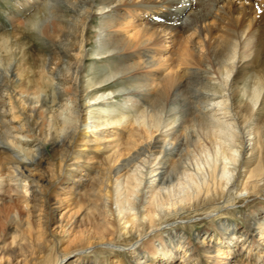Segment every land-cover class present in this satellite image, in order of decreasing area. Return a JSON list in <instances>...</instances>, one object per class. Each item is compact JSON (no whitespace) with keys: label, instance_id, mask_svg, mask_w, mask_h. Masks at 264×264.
I'll return each mask as SVG.
<instances>
[{"label":"bare ground","instance_id":"bare-ground-1","mask_svg":"<svg viewBox=\"0 0 264 264\" xmlns=\"http://www.w3.org/2000/svg\"><path fill=\"white\" fill-rule=\"evenodd\" d=\"M35 2L0 31V206L23 196L10 235L37 247L16 264H264V0ZM83 92L126 101L88 125Z\"/></svg>","mask_w":264,"mask_h":264},{"label":"rangeland","instance_id":"rangeland-1","mask_svg":"<svg viewBox=\"0 0 264 264\" xmlns=\"http://www.w3.org/2000/svg\"><path fill=\"white\" fill-rule=\"evenodd\" d=\"M39 3L40 2H35V0H26V1L25 0H0V31H6V30H9V31L12 30L13 31L14 30L13 26L16 23H22V21H24V19H26V16L30 12H32V10H34L39 5ZM24 15H26V16H24ZM10 18H12V21H10ZM96 18L97 19H95L94 21H91L89 23L93 29L98 28V26L100 25L99 18L98 17H96ZM91 32H92L91 35H93L94 31H91ZM21 33L17 34V35L19 37L21 36L20 38H22V40L25 43L24 44V50L22 53L24 54L26 52L25 54H26L28 60H30V61H34V60H38V59L44 60L45 55H46V52H45L46 47L44 46L42 41L37 38V36L35 35V32L32 30L25 29V30H22ZM246 41H248L247 45H249V43L252 44L254 42V38H250L249 40L247 39ZM250 45L247 46V48L248 47L250 48L249 52L248 51L247 52L251 53V54L250 55L247 54V59H245V60L243 59V61H246V60L248 61L251 58L253 59V58L257 57V56H253V55H255V52L253 49L254 43L252 44L253 48H252V46L250 47ZM86 49H87L86 51H88L89 47H87ZM23 54H21V55H23ZM24 55H23V57H24ZM236 56L238 57V52L236 53ZM248 56H250V58H248ZM263 57H264V54H262V55L260 54V59H262L260 61L264 60ZM234 62L235 63L237 62V58L235 59ZM86 64L87 65H85L84 71L82 72V74L85 77V81H87L89 79V77H91V72L93 71L95 65L100 69L102 67H104L103 64H101L100 62H95L94 59H92V58H88V60L86 61ZM235 69L236 68H234V71L230 73V76H228V79L224 80V78L220 77L221 79L219 81H220L221 86L223 88H226L224 81H226L227 85H228L231 82V78L233 77V75L236 74V77H234L235 79L233 82L235 83L234 86L240 90V94H239L238 99H237L239 101L240 100L239 98L243 97V95H244L243 93L249 87L250 78H249V76H246V78H243L244 75L241 74L240 72H239V74L236 73L237 69L236 70ZM262 69H264V68H262ZM87 84H89V82L88 83L86 82V85ZM226 93L227 92L225 89L223 91V94H226ZM94 95L95 94L93 92H86V93L83 92V94L80 98V102L83 106H85V104L86 105L89 104L88 106H86V109L84 110L86 112V114H85V112L83 114L84 117H86V118L90 117L88 120H86L87 124L93 125L94 124L93 120L100 121V122L110 121L111 119L116 120L119 115L114 116L113 114H117L120 112L119 109H121L120 108L121 104H124V102L126 101L124 99V97L120 96L119 100L117 102H112L114 99H110L108 102L91 104L93 101L91 98H93ZM216 95H219L218 92L216 93ZM222 98H224V97H219L218 99L221 100ZM218 99H215L213 102H215V101L217 102ZM143 110L144 109L142 107H139L138 111L136 110L132 114V116L137 117L140 114L139 112H142ZM222 110H224V109H222ZM217 111H219V110H217ZM124 114H127V113H124ZM216 117H221V114H217ZM122 132H124L123 135L125 136L126 131H122ZM47 150L49 152L50 157H53V153L51 152L50 147H48ZM27 213H28V211L24 208L23 196H17V197L14 196V199L12 200V202H7L5 204V206H0V263L12 261L9 257L5 256L6 252H9L12 250L17 251V254H16L17 260H15L13 262L14 264H16L19 259L23 260L24 256L29 255L33 251L37 252L36 244L34 242L29 243V242L25 241L26 239L24 240L22 237L23 233L17 237H11V235H10L11 233H10V230L8 227L9 220L14 218L16 220L17 224L21 225L24 223L23 221L27 220ZM185 215L181 214V216H185ZM236 216L238 217V219L241 220V218H239L240 214L236 213ZM210 218H214V215L211 216ZM203 220H201V222ZM201 222L199 220H197L196 225H194L193 227H188V225H187V227H185L186 229L184 228V230L189 232L191 234V236L193 237L194 236L193 232H195L197 230V228L203 227L204 225L208 226V223H204V222L201 223ZM216 222H218V220ZM39 234L40 233H37V235H39ZM53 236L56 240L60 239V236L57 234H54ZM46 237L52 238L50 243H49V246L45 250L46 253H49L51 250L54 251L55 243L52 244L53 237L48 236V235ZM128 264H130V263H128Z\"/></svg>","mask_w":264,"mask_h":264}]
</instances>
